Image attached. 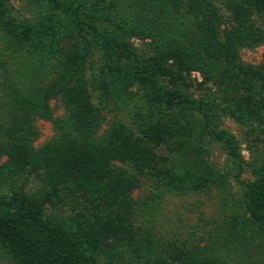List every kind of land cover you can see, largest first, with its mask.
Here are the masks:
<instances>
[{
    "label": "trees",
    "instance_id": "1",
    "mask_svg": "<svg viewBox=\"0 0 264 264\" xmlns=\"http://www.w3.org/2000/svg\"><path fill=\"white\" fill-rule=\"evenodd\" d=\"M32 1L43 2L65 15L71 28L77 30V37L85 42L87 37L94 39L108 58L133 64V73L113 76L117 85L120 80L121 91L135 83L164 110L184 107L200 114L202 128L230 158L236 159L234 164L240 173L244 163L238 160V142L220 128L221 118L227 116L247 126V132L260 130L264 134V63L244 66L238 59L239 47L264 43V29L254 27L249 17L242 25L238 23L240 17H234L238 25L223 31L221 41L217 27L222 19L216 18L208 3L167 0L174 6L184 1L190 13L196 11L187 36L198 54L184 46H162L152 56L144 57L131 50L126 41L100 33L93 22L95 16L87 15L81 5L61 0ZM145 4L148 18L155 17L168 30L178 27L170 23V14L159 4ZM237 7L242 10L238 4L232 8L239 10ZM263 7L264 0H254L249 16L252 12L264 13ZM42 26L46 30L39 40L43 44L52 41L61 51L66 47L60 44V35L74 38L72 29L61 34L58 22L49 20ZM29 31L10 17L5 0H0V58L8 50L15 58L20 43L29 40ZM76 44H68L65 59H60L64 70L48 87L29 85L21 96L15 88L17 83L14 88L6 86L5 91L16 98L1 106L11 123L2 133L0 153L8 159V180L14 185L20 183L18 189L0 196V244L8 259L13 264H230L228 254L217 252L210 241L201 245L204 237L189 240L178 228L164 234L160 225L167 197L211 190L217 185L222 188L227 173L199 160L198 153L177 140L178 131L173 129L169 115L164 116L157 105L151 106L144 117L134 115L136 131L121 122L108 123L106 115L114 104V89L103 79H94L96 83L89 86L83 75L86 54L79 53ZM200 54L212 63L224 62L230 67H226L229 74L208 71L204 76L216 84L220 97L207 94L196 98L190 93V71L202 68L197 63ZM100 70L114 74L106 63ZM228 87L239 88L240 95H230ZM206 90L204 87L201 91ZM51 100L61 104L64 117H53ZM37 119L51 121L55 128L53 140L38 149L34 147L38 131L33 124ZM103 125L107 127L101 131ZM163 148L170 155L185 158L189 165L173 167L170 156L160 154ZM252 171V180L239 181L243 185L242 214L247 215L242 218L247 221L239 234L259 247L262 243L257 238H264V165L253 166ZM29 183L34 188L26 193L23 188ZM136 191L141 193L140 199L134 197ZM65 208L70 213L66 218L54 213ZM101 255L111 259L102 263Z\"/></svg>",
    "mask_w": 264,
    "mask_h": 264
},
{
    "label": "rangeland",
    "instance_id": "2",
    "mask_svg": "<svg viewBox=\"0 0 264 264\" xmlns=\"http://www.w3.org/2000/svg\"><path fill=\"white\" fill-rule=\"evenodd\" d=\"M61 1L66 2L68 5H81L87 15L95 16L93 22L100 33L112 35L117 39L126 41L131 50L144 57L152 56L155 52L161 50L162 46L163 48L169 47L172 49L177 46H184L189 51L198 54L197 48L192 44V39L187 36V27L196 20L194 18L196 11L193 14L190 13L188 10L189 5L184 2L185 0L178 1L179 3L177 2L178 4L175 6L170 2L168 3L167 0ZM144 1L151 6L159 4L158 6L162 7L165 13L170 14V23L179 24L178 27L173 31L168 30L167 27H161V23H158L159 21L155 17L148 18V5L145 4L144 6ZM204 2L208 3L214 10L217 19H222L217 27L221 41L224 40L223 31L231 30L238 23L242 25L248 17L254 27L264 29V13L252 12L249 16V9L254 4V0H204ZM237 4L242 6V10L238 7L239 10H233L232 7ZM5 7L16 23L30 29V36L29 40L20 43L18 50L15 52V55H17L15 58H12V51L10 50L5 53L6 56L0 58V139H3L4 128L11 123L1 106L5 104L4 102L16 98L12 95V92L9 94L5 91L6 86L14 88V83H17L15 88L21 93V96L29 85H34L37 89L48 87L64 70L60 59H65V54L69 51L68 44L70 41L72 43L76 42L77 46L75 48L78 49V52L83 55L86 54L84 56L83 75L89 86L96 83L92 80L103 79L109 82L111 89H114L111 90L114 104L106 115L108 123L121 122L136 131V124L133 123L134 115L139 114L144 117L150 113L151 106L157 108V105L162 109L161 112L165 113L164 116L169 115L168 118L170 123H173V129L178 131L177 140L183 141L189 149L194 153H198L199 160L203 162L206 160L227 173L226 182L222 185V188L217 185L216 188L214 187L211 190L167 197L162 204L163 210L160 216L163 233L178 228L183 236H186L189 240L204 237L201 245H204L205 241H210L217 252L228 254L230 264H264V238L262 236L257 238V241L262 243V246L257 247L253 243L242 239L239 234L241 228L246 225V219L242 218H247V215L242 214L244 210L243 185L239 181L252 180L255 175L252 167L264 165V134L260 130L250 133L247 132V126H240L227 116L221 118L220 128L226 129L238 142L236 153L239 154L238 160L244 163V165H241L242 170L239 173L234 164L236 159L230 158L223 148L213 141L212 135L202 128L203 118L200 114L184 107H173L164 110L162 105L150 100L153 97L152 95L148 96V92L142 90L135 83L127 91L120 90V80L117 85L116 81L112 80L114 79L113 76L119 78L125 71L133 73V64L130 61H115L113 57L108 58L104 54L101 45H97L94 39L87 37V42H85L80 36L77 37V30L71 28L68 18L62 13L53 11L50 6L43 2L5 0ZM238 16L240 19L236 18ZM234 17L238 19V23ZM49 20L60 23V33L63 35L69 29L73 31L74 38H71V40L66 38V35L65 38L60 35L62 38L60 44L66 47L62 49L63 51L59 46L53 45L52 41L43 44L42 40H39V37L46 30L42 25ZM1 42L0 39V49L2 48ZM239 48L238 59L240 64L258 67L264 63V43L253 48H247V46ZM198 56L197 63L202 68L190 71L189 79L193 86L190 93L196 98L199 96L204 97L207 94L220 97L222 93L218 91L216 84H212V82H209L210 80L207 81L204 76L208 71L209 73L215 72L216 75L223 72L229 74L226 70V67L229 66L224 62L212 63L202 54H200V58ZM104 63L109 69H114L113 75L110 76L112 72L109 73V71L107 73L101 72L100 66ZM120 69L121 72H118ZM198 84L202 87L199 88ZM161 85H166V82H162ZM204 87L207 90L202 92L201 90ZM228 90L232 96H239L241 92L237 87H228ZM49 106L52 109L54 118L64 117V109L57 100H51ZM33 124L38 131L37 139L34 142L36 149L53 140L55 128L51 121L37 119ZM106 125L102 126L101 131L106 129ZM66 128H71L68 123ZM164 149H160L159 152L162 155L170 156L173 167L180 169L183 166V168L187 167V164L189 165V161L186 162L185 158L170 155ZM7 162V157L0 153V196L9 194L12 189H18L20 185L19 182L15 185L11 184L8 180L10 171ZM237 172L239 175H237ZM33 186L32 183H29L23 188V191L31 193ZM138 192H134V197L140 199L142 195ZM54 213L58 217L64 218L70 214L68 210L66 211V208L61 211L60 209L55 210ZM4 251L0 244V264H13ZM101 256L103 257V255ZM103 258L100 262L105 263L107 257L104 256ZM110 259L109 257L106 260Z\"/></svg>",
    "mask_w": 264,
    "mask_h": 264
}]
</instances>
